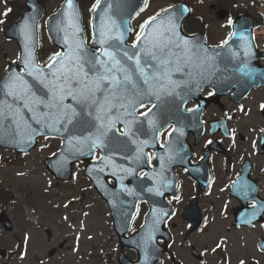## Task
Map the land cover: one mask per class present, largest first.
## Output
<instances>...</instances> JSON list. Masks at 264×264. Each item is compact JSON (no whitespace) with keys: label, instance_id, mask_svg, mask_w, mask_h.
Returning <instances> with one entry per match:
<instances>
[{"label":"water","instance_id":"water-1","mask_svg":"<svg viewBox=\"0 0 264 264\" xmlns=\"http://www.w3.org/2000/svg\"><path fill=\"white\" fill-rule=\"evenodd\" d=\"M145 4L146 0H99V3L97 0L94 4L96 8L92 10V27L95 37L93 44L100 48V52H96L85 45L84 33L80 24L79 5L76 0H73V5L79 31L75 32V29L68 28L66 14L69 9L67 0H65L59 12L50 17L46 26L53 44L61 50V62L52 68L49 66L57 59V56L52 57L43 66L38 65L35 57L36 25L42 12L38 0H27V9L21 20L8 26L4 33L6 37L12 38L18 43L21 53L17 63L22 67V72H19L16 67H12L0 81V147L22 154L32 149L36 144L37 136L56 135L61 137L63 139L62 149L54 157H48L45 160L47 169L61 180L70 177L72 163L89 159L93 151L99 148L101 158L95 163L88 164L84 175L92 180L96 190L106 200L114 221V228L120 236V243L136 249L140 255L138 261L131 263L121 253L120 264H153L161 253L153 234L160 230V235L164 237L161 229L164 218L169 212V208L164 202V196L174 191L175 182L171 175L174 164L171 154L175 152L174 148L177 145L175 137L180 135L175 117L182 112L183 104L187 99L197 97L203 86L206 85L215 87L218 94H224L231 88H235V92L247 93L254 86H258L248 82L245 88H239L238 79L244 75L246 77L251 72L243 71V74L233 72L236 66L233 61H236L237 58L249 57L253 52L251 33H234L223 47L208 49L202 41V36H187L182 32L181 21L190 12V8L184 3L168 8L166 12L155 17L154 22L152 19L147 21L148 23L138 34L142 37L138 42L139 48L134 49L133 45L129 46L127 41L130 38V20L145 7ZM169 18L175 22L178 42L187 40L191 48L185 51L183 47L180 49L173 47L171 53H158L162 59L169 61L167 65L162 66L160 73H156L150 66L156 61L141 54L140 64L144 68V72L155 76L148 84H145L144 77L136 69L135 59L127 60L126 57H123V52L128 51L129 54H132L139 52L141 48H151L148 40L143 37L160 28L161 21H166ZM113 21L115 22L114 28L112 27ZM238 21L235 26L240 25ZM106 28L112 29V39L108 40L106 44H101L99 41L104 39L101 32ZM74 32L75 35H73ZM120 33L123 34L122 42L116 39ZM172 38L177 40V37ZM149 39L155 40V34ZM77 44H81L88 53L100 56L102 61L108 60V66H111V61L108 56L103 54L106 50L115 55L117 59H121L122 66L129 70L135 88L129 84L127 91L121 90L114 96H109L107 91L97 92L96 99H99L102 104L104 98H107L106 112L101 111L97 106L78 102L73 96L60 92H57V96L58 98L61 95L64 97L63 106H66L62 107L60 111H57L54 106L45 107L43 104L37 105L34 111L30 110L31 105L25 107L24 93L27 90L35 93L36 98L43 99L47 103L52 96L50 88L54 85L57 89L60 87L65 89L82 87V85L76 86L74 81L71 85L65 84L52 75L53 73H57V76L62 72L66 73L73 67L71 60ZM112 44H119V47H109ZM244 46H246L247 53L242 51ZM29 52H31V56H29ZM205 56L207 59L211 57V60L217 62V70H205V66L200 64L202 58H206ZM185 69L189 73L182 75L180 72ZM114 74L119 79L123 78L122 73ZM10 77H19L16 81L17 95L15 98L8 95V89L5 87ZM41 80L44 83H40ZM183 80L190 85L194 84L191 86V90L187 92L177 90L176 86ZM45 84L49 87H45ZM90 86L94 85L90 83ZM133 92H136L137 95H133ZM27 98L31 99L32 97ZM150 102L153 103L151 112L137 117L136 109ZM72 111H75L77 115L69 123L64 114L70 115ZM98 115L105 117L104 123L111 124V126L106 136L93 146V140L97 135V126L100 123L96 119ZM172 121L175 123V128L169 136L168 144L158 149L156 147L157 137L162 128ZM118 125L122 126V134L117 133ZM147 149L154 150L159 166L153 173L138 178L136 177L137 172L147 167L144 155ZM108 178L115 180L114 187L109 186ZM143 199L148 202L151 209L146 218L147 223L134 236L126 238L125 233L137 210V204ZM45 231L50 236L48 228ZM53 252L54 250H50L49 254L51 255Z\"/></svg>","mask_w":264,"mask_h":264},{"label":"flooded vegetation","instance_id":"flooded-vegetation-1","mask_svg":"<svg viewBox=\"0 0 264 264\" xmlns=\"http://www.w3.org/2000/svg\"><path fill=\"white\" fill-rule=\"evenodd\" d=\"M200 10L198 31L211 47L225 43L237 16L250 17L256 55L237 58L233 72H251L238 79L239 88L248 82L259 85L246 94L234 93L235 88L218 94L215 87L203 86L198 99H187L176 115L175 192L166 196L165 237L156 238L162 253L155 264H264V0H213ZM219 10L225 11L222 17ZM207 21L223 29L222 38L213 36L218 30ZM200 64L217 70V62L207 57ZM193 85L183 80L176 88L187 92ZM173 125L162 129L160 145ZM147 155L148 170H153L154 154Z\"/></svg>","mask_w":264,"mask_h":264},{"label":"rangeland","instance_id":"rangeland-1","mask_svg":"<svg viewBox=\"0 0 264 264\" xmlns=\"http://www.w3.org/2000/svg\"><path fill=\"white\" fill-rule=\"evenodd\" d=\"M23 1L15 0V3ZM90 1L81 2L89 43L92 40ZM180 1L191 4V15L195 17L201 15L202 10L198 11V8L206 7L213 0ZM254 1L257 0H224L228 4ZM61 2L44 0L46 13L37 26L40 61L46 60L48 53L58 52L48 39L45 21ZM148 2L145 10L132 21V39L136 36L137 27L174 4V0ZM8 6L11 5L0 0V79L9 67L16 64L19 56L17 43L3 36V30L12 21L10 15L3 16ZM206 18L209 20L208 14ZM193 21L189 19L187 25ZM207 22L210 27L218 30L213 36L222 38L223 29H218L217 23ZM60 145L61 140L57 137H43L27 153L17 154L0 148V264H118V237L113 231L104 200L93 189L90 180L83 176L85 162H76L72 166L71 177L66 182L54 179L46 170L44 158L53 156ZM142 214L143 211L133 222L131 230L140 221ZM3 218L8 221L9 227L2 225ZM47 227L51 233L49 239L44 232ZM58 243L64 246L57 248ZM52 247L57 248V251L49 256L47 253ZM124 252L129 258L135 259L136 253L126 248ZM108 254H112L111 259ZM104 258L109 259V262L106 263Z\"/></svg>","mask_w":264,"mask_h":264},{"label":"snow or ice","instance_id":"snow-or-ice-1","mask_svg":"<svg viewBox=\"0 0 264 264\" xmlns=\"http://www.w3.org/2000/svg\"><path fill=\"white\" fill-rule=\"evenodd\" d=\"M67 6L69 9V12L66 14L67 26L68 28L75 29V32H78L79 26L77 23V16L74 10L73 0H67ZM95 8L96 5L93 6V10H95ZM164 11L166 12L167 10ZM155 19V17L152 18L153 22L155 21ZM147 23L148 22H146V24ZM112 27H115L114 21L112 22ZM141 27L143 28L144 25H142ZM111 31L112 29L110 28H106L105 31H102L101 35L104 37V39L100 40L99 43L106 44L108 40L112 39ZM75 32L73 33V35H75ZM153 34H155L156 39H149V37ZM172 37H177V40H173ZM116 39L122 42L123 34H118ZM141 39L142 37L138 35L136 38L137 43H134L132 46L134 49L139 48L138 42ZM143 39L148 40V43L151 45V48H141L139 52H133L132 54H129L128 51H124L123 57H126L129 61L135 59L136 69L144 77L145 84H148L151 79L155 78V76L146 74L144 72V68L141 67L140 64L141 54H143L145 57H149L152 61H156L155 64H152L150 66L155 70L156 73H160L162 66L167 65L169 61L166 59H162L161 55L159 54L171 53L173 47L177 49L183 47L185 51H188L191 48L187 40L178 42V33L176 32V25L174 20L171 18L167 19L166 21H161L160 28L155 29L153 33L146 34ZM109 47L118 48L119 44H112L109 45ZM103 54L109 57V60L111 61V66H108V60L102 61L100 56L88 53L86 50L83 49L81 44H77L75 46V50L73 51V58L71 60L73 67L70 68L66 73L62 72L58 76L57 73H53L52 75L57 79L62 80L65 84L71 85L74 81L76 86L82 85V87H69L67 89L60 87L57 89V87L54 85L50 88V91H52V96L49 98L47 103L43 99L36 98L35 93H31L30 90H27L24 93L25 107L31 105L30 110L34 111L37 105L43 104L45 107L54 106L57 108V111H60L62 107H66L63 106L64 97L61 95L58 98L57 96V92H60L64 93L65 95L73 96V98L77 99L78 102L88 103L90 104V106H97L101 111L106 112V106L108 103L107 98H104V103L102 104L99 99H96L97 92L103 93L107 91L109 96H114L121 90L127 91V86L129 84H132L133 88H135V85L132 82V78L128 68L122 66L121 59H117L115 55H113L111 52H108L107 50ZM56 55L57 59L54 60L53 63L49 66L50 68L55 67L57 63L61 62L60 54L57 53ZM29 56H31V52H29ZM208 59H211V57H208ZM116 72L122 73L123 78H117V76L114 74ZM18 79L19 77H10L9 81L5 84V87L8 89V95L13 96L14 98L17 95L16 81ZM40 83H44V81L41 80ZM90 83L94 86H90ZM45 87L49 86L45 84ZM133 95H137V93L133 92ZM27 97L32 98L28 99ZM149 112H151V109H149ZM64 115L67 119V122L71 123L72 118L75 117L77 113L75 111H72L70 115L68 113H65ZM142 115L145 114L142 113ZM96 119L99 120L100 123L97 126V135L96 138L93 140V146H95L97 141H101L106 136L111 126V124L104 123L105 117L103 116L98 115ZM101 146L103 145L101 144Z\"/></svg>","mask_w":264,"mask_h":264},{"label":"trees","instance_id":"trees-1","mask_svg":"<svg viewBox=\"0 0 264 264\" xmlns=\"http://www.w3.org/2000/svg\"><path fill=\"white\" fill-rule=\"evenodd\" d=\"M16 16V15H15Z\"/></svg>","mask_w":264,"mask_h":264}]
</instances>
